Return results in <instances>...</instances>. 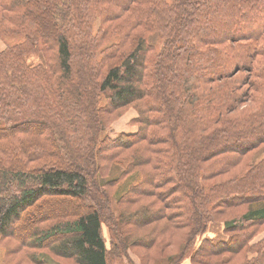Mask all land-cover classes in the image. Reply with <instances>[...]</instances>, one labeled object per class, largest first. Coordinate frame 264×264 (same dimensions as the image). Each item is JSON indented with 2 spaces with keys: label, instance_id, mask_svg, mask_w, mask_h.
Listing matches in <instances>:
<instances>
[{
  "label": "trees",
  "instance_id": "obj_1",
  "mask_svg": "<svg viewBox=\"0 0 264 264\" xmlns=\"http://www.w3.org/2000/svg\"><path fill=\"white\" fill-rule=\"evenodd\" d=\"M0 40V264H264V0H0Z\"/></svg>",
  "mask_w": 264,
  "mask_h": 264
},
{
  "label": "rangeland",
  "instance_id": "obj_2",
  "mask_svg": "<svg viewBox=\"0 0 264 264\" xmlns=\"http://www.w3.org/2000/svg\"><path fill=\"white\" fill-rule=\"evenodd\" d=\"M4 48H5V45L0 40V50H3ZM27 61L29 64L34 65V64L43 62V58L41 56H28ZM136 115L137 113L135 112V110L130 109L123 117H121L117 122L113 124L110 131H108V134L111 137L115 138L121 132L131 133V132L136 131L137 126H132L129 124V121ZM222 230H223L222 223H213L212 228L209 233L211 236L219 237L218 235L222 234ZM261 237L262 238L264 237V231L262 232V234L258 236V238L260 239ZM139 252L143 253L144 251L139 250ZM128 255H129L128 258H125L122 264H140L139 257L135 254V252H131V250H129Z\"/></svg>",
  "mask_w": 264,
  "mask_h": 264
}]
</instances>
